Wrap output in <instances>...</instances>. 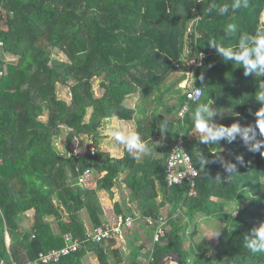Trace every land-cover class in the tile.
Wrapping results in <instances>:
<instances>
[{"label":"trees","instance_id":"obj_1","mask_svg":"<svg viewBox=\"0 0 264 264\" xmlns=\"http://www.w3.org/2000/svg\"><path fill=\"white\" fill-rule=\"evenodd\" d=\"M195 1L0 0V264H36L41 252L66 244L67 232L85 239L87 221L91 227L104 222L100 192L113 198L117 184L130 192L114 202L116 213L158 217L167 208L166 233L152 255L129 238L125 256L111 237L88 242L50 264H85L89 253L99 264H159L169 252L178 253L184 264H264V254L244 246L245 235L264 221V157L249 152L239 137L232 144H200L191 118L200 104H212L219 124L256 123L255 113L262 107L255 97L256 77L224 61L208 41L233 47L240 33L264 28V0H248L247 8L235 11L233 0H203L198 4L201 37L189 45L186 32L196 14ZM225 4L229 12L221 16L218 7ZM228 23L240 31L224 41ZM56 52L67 59L54 56ZM193 54L203 55L193 73L194 85L203 93L189 101L181 122L178 111L188 101V88L181 83ZM97 78L104 89L100 95L94 88ZM58 84L67 87L65 94ZM131 95L141 99L134 107L125 102ZM163 117L169 121L165 133L158 128ZM117 120H135L147 153L133 158L123 146V155L116 157L102 149L99 138ZM63 126L69 127V144L76 136L94 133L96 154L62 155L55 137ZM181 130L199 171L196 195H189L186 183L168 185L165 180L166 160ZM160 135L166 143L162 155H156L152 146ZM225 144L227 152L221 154L219 147ZM200 152L209 159L204 167L198 162ZM218 155L237 164L228 181ZM88 167L95 186L80 182ZM177 213L189 218L179 224ZM28 215L31 224L24 223ZM201 215L224 223L217 242L207 235L195 239L196 228L187 233L189 219Z\"/></svg>","mask_w":264,"mask_h":264},{"label":"clouds","instance_id":"obj_2","mask_svg":"<svg viewBox=\"0 0 264 264\" xmlns=\"http://www.w3.org/2000/svg\"><path fill=\"white\" fill-rule=\"evenodd\" d=\"M248 6V0H233L230 7L235 11ZM218 12L221 16L225 15L229 12V5L219 6ZM223 30L225 33L223 35L224 41L231 40L234 34L240 31L234 23H228ZM208 45L215 49L224 61H230L233 65L242 67L245 76L254 75L256 77L257 90L255 97L262 107L255 113V124L242 125L235 122L230 126H225L214 121L213 118L218 114V111L212 107V104H200L191 115L194 127L199 133V135H196L198 142L204 145H212L219 144L223 140L228 144H232L239 137L249 152L259 153L264 157V28H257L254 34L240 33V37L233 47L225 46L223 41L216 39H210ZM200 79H204L203 75ZM220 114L222 115V113ZM168 126L167 117H163L158 122V128L163 133H165ZM112 136L116 142L126 148L128 154L132 155L133 158H138L135 155L136 153L148 152L146 146L141 142L140 136L123 125H115ZM237 159L240 158L237 157ZM217 160L227 173L225 177L227 181L237 173L236 163L222 155H218ZM198 162L204 167L209 163V159L200 152ZM244 240V246L251 253L264 254V221H261L259 226L253 229L251 236L245 235Z\"/></svg>","mask_w":264,"mask_h":264},{"label":"built area","instance_id":"obj_3","mask_svg":"<svg viewBox=\"0 0 264 264\" xmlns=\"http://www.w3.org/2000/svg\"><path fill=\"white\" fill-rule=\"evenodd\" d=\"M203 0H196L193 6V10L196 12L195 16L190 20L186 38L189 45L201 37V32L198 31L199 23L202 19L201 14L198 10V4ZM1 12V11H0ZM0 45H3V41L0 40ZM191 51V50H190ZM194 53V51H193ZM203 55L196 57L194 54L187 59L189 64V71L187 72V77L184 81L191 80V86L188 87L186 96L187 102H185L178 111V118L181 122L184 119V115L189 108V101H197L201 98L203 90L199 86L194 85V69L197 66L202 65ZM4 71H0L3 74ZM66 142V139L63 140ZM187 139L185 137L184 130L176 136V139L172 145L171 151L166 160L165 169V180L168 185L183 184L186 183L188 186L189 195L197 194V178L199 171L195 166L192 156L186 147ZM56 145H60V141L56 142ZM58 148L61 154L64 156H74L81 157L83 155L91 154L94 155L97 152V145L95 142L94 133L83 134L76 136L71 144H61ZM93 172L92 167L86 168L84 173L80 177V182L84 183V178L91 175ZM143 218L145 222L153 228L152 242L151 244L143 249L150 251L151 255L154 250V245L159 242L166 233V228L168 225V218L165 215H160L158 217L154 216H140L134 215L132 213L122 212L114 214L112 219H106L104 222L97 226H92L87 231V236L85 239L80 240L73 236L72 233L67 232L64 234L66 244L61 248H53L47 252H41L38 256L36 263L39 264H50L56 263L62 259L63 256L77 251L84 247L88 242L99 243L108 240L111 237L121 238L124 236L125 232L132 231L136 225V222ZM13 264H18L14 262Z\"/></svg>","mask_w":264,"mask_h":264},{"label":"rangeland","instance_id":"obj_4","mask_svg":"<svg viewBox=\"0 0 264 264\" xmlns=\"http://www.w3.org/2000/svg\"><path fill=\"white\" fill-rule=\"evenodd\" d=\"M262 19L264 20V12L262 14ZM54 56L60 57L62 59H67V56L64 55L62 52H56V53H54ZM7 57L8 58H12L10 55H8ZM181 85L184 86L185 88H188L189 86L192 85L191 84V80L183 81L181 83ZM66 88L67 87H64L61 84H58V91L60 93L65 94L66 91L68 90ZM94 88H95V91H96L97 95L102 94L104 89L100 85V78L99 79L97 78L94 81ZM172 95H174L176 97L177 93L172 91ZM174 101H176V100H174ZM125 102H126L127 105L134 107L135 105H137V104H139L141 102V99H140V97L138 95H131V96H128L126 98ZM162 110H163V108H162ZM44 118L45 117H43V119ZM216 123H218V122H216ZM116 125H123L125 128L130 129L132 132H135V126H136L135 120H131V121L117 120L116 121ZM68 131H69V127L68 126H63L61 136L62 135L66 136ZM112 132H113V127L109 130L108 135H102L99 138V143H100L102 149H104V148L108 149V147L110 145H115V146L118 145V147L120 148V151H123V145L119 144L118 142H116L113 139ZM157 139H158V141H156L154 143L155 145L152 146V149L155 151L156 155H162V151H163V148H164L165 143H166V137L164 135H160ZM55 141L58 142V138L57 137H55ZM62 142H60V145L62 144ZM60 145H57V146L60 147ZM145 146H146L147 149H149V147L147 145H145ZM219 150L221 151L220 152L221 154L226 153L227 152L226 144L225 145H221L219 147ZM139 154L141 155V154H143V152H140ZM84 180H85L84 181L85 185H87V186H95V184H96L93 173L91 175H88L87 177H85ZM120 189H123V186L117 184L116 187L114 188V193H115L114 197L113 198L110 197L111 201H114V199H117V198H120V200H121L122 195L124 193L127 192V194H129V192H130L128 189H126V190L123 191V194H122ZM107 195L103 194L104 197L107 196ZM110 205H111V203H110ZM106 208H108V206H106ZM233 212H237V209H234ZM164 213H165V216H166L167 215L166 214L167 213V208L164 209ZM187 216L184 213H177L174 218L177 219L178 223L180 224V223H184V219H187ZM166 217H168V216H166ZM86 218L87 217L85 216L83 219H86ZM188 218H189V216H188ZM23 220H24V223L31 224L32 221H33V216L32 215H28V218L25 216V217H23ZM52 221H53V223H54V225L56 227L55 220L52 219ZM188 222H190L189 225L187 226V233L188 234H191L193 232V230L196 228L197 233H196V236H194L195 239H198V238H200L203 235H207L214 242H217V240H218L217 232H219L224 227V223H222L220 220H216V219H214L212 217H206L204 215L192 216V218H190ZM195 222H198V223L196 224ZM195 224H196V226H195ZM87 225L89 226V223ZM136 227H137V229H134L132 232H128V233L124 234L123 237L117 239L118 240V244L123 247L124 255L127 254V250H128V245L127 244L129 242V238L130 239L132 238V240L133 239L136 240V241L133 240L134 241V244H133L134 247H138V245L140 244L141 240L146 241V243H148V244L152 240L153 228L151 226H149L145 222V220L143 218L139 219L136 222L135 228ZM200 239H198V240H200ZM7 242L9 243V237L8 236H7ZM67 255H65V256H67ZM125 256L129 257V255H125ZM36 264H39V263H36ZM86 264H99V262H98V260L95 257H92V259L89 260V258L87 256V263Z\"/></svg>","mask_w":264,"mask_h":264},{"label":"crops","instance_id":"obj_5","mask_svg":"<svg viewBox=\"0 0 264 264\" xmlns=\"http://www.w3.org/2000/svg\"><path fill=\"white\" fill-rule=\"evenodd\" d=\"M116 125V122H113V123H111V128L113 127V129H114V126ZM57 138H58V141H60V142H62L64 139H65V135H59V136H57ZM62 144H67V143H65V142H62ZM104 148V147H103ZM104 150H108V151H110L111 152V154L113 155V156H116V157H120V156H122L123 155V153H124V150L123 151H120V148L118 147V145L117 146H115V145H110L109 147H108V149H106V148H104ZM121 190V192H122V194H123V191L124 190H126L125 188H123V189H120ZM103 194H108L107 196H103ZM100 196H101V198H102V200H103V205H104V210H105V216H104V220H106V219H112L113 218V216H114V214H116V211H115V208H114V202H116L117 200L118 201H122V198H121V200H120V198H117V199H114V201H111V199H110V194L109 193H107V192H105V191H102V192H100ZM122 197H123V195H122ZM106 198V199H105ZM110 203H111V205H110ZM109 204V205H108ZM106 206H108V208H106ZM131 206H133L134 207V203H132L131 204ZM138 215V214H137ZM87 224H88V221H87ZM89 227H91V225L89 224ZM134 229H137V227L135 228L134 227ZM133 229V230H134ZM132 230V231H133ZM132 231H130V232H132ZM141 240V239H140ZM140 244H141V246H143L142 248L143 249H145V248H147L148 246H149V244L148 243H146V241H144V240H141L140 241ZM139 244V245H140ZM142 251V250H141ZM144 251V250H143ZM145 252V251H144ZM128 253H130L129 252V249L127 250V254ZM87 256H88V258H89V260L90 259H92V256H91V254L89 253V254H87L85 257H84V261H85V264L87 263Z\"/></svg>","mask_w":264,"mask_h":264},{"label":"water","instance_id":"obj_6","mask_svg":"<svg viewBox=\"0 0 264 264\" xmlns=\"http://www.w3.org/2000/svg\"><path fill=\"white\" fill-rule=\"evenodd\" d=\"M184 264L181 257L176 252H169L160 260L159 264Z\"/></svg>","mask_w":264,"mask_h":264}]
</instances>
